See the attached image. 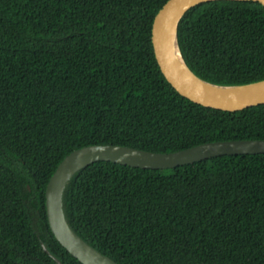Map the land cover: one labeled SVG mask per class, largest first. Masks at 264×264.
Wrapping results in <instances>:
<instances>
[{"label": "trees", "instance_id": "16d2710c", "mask_svg": "<svg viewBox=\"0 0 264 264\" xmlns=\"http://www.w3.org/2000/svg\"><path fill=\"white\" fill-rule=\"evenodd\" d=\"M166 1L0 0V264H83L55 238L45 205L50 176L75 149L264 139V104L209 108L166 81L151 42ZM176 35L199 78L264 80L260 3H200ZM63 208L118 264H264V153L166 169L95 161L71 177Z\"/></svg>", "mask_w": 264, "mask_h": 264}, {"label": "water", "instance_id": "95a60500", "mask_svg": "<svg viewBox=\"0 0 264 264\" xmlns=\"http://www.w3.org/2000/svg\"><path fill=\"white\" fill-rule=\"evenodd\" d=\"M216 0H167L155 14L151 26V42L157 65L166 81L181 96L205 107L239 111L264 104V80L243 85H217L194 74L173 57L169 38L177 48V25L191 7ZM264 6V0H251ZM180 52V50H179ZM264 153V139L213 141L186 149L161 153L120 145H89L71 151L57 165L45 189V205L49 227L66 250L83 264H118L86 243L69 225L63 208V193L71 177L95 161H111L131 167L166 169L219 155ZM42 248L48 253L47 247ZM56 264H62L53 257Z\"/></svg>", "mask_w": 264, "mask_h": 264}, {"label": "bare ground", "instance_id": "6f19581e", "mask_svg": "<svg viewBox=\"0 0 264 264\" xmlns=\"http://www.w3.org/2000/svg\"><path fill=\"white\" fill-rule=\"evenodd\" d=\"M169 45H170V50H171L173 57L177 60V62L179 64H183L182 60H181L179 49L177 48V45H176L173 37L169 38Z\"/></svg>", "mask_w": 264, "mask_h": 264}]
</instances>
